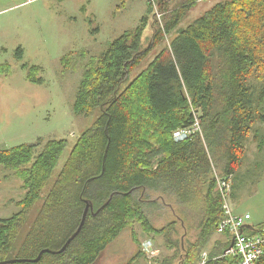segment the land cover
<instances>
[{
    "label": "trees",
    "instance_id": "trees-1",
    "mask_svg": "<svg viewBox=\"0 0 264 264\" xmlns=\"http://www.w3.org/2000/svg\"><path fill=\"white\" fill-rule=\"evenodd\" d=\"M207 1L156 0L163 13L159 21L155 2L149 0L137 28L124 31L107 51L83 65L73 113L98 116L46 192L67 139L40 138L0 151V165L25 190L20 212L0 219V261L33 260L45 249L61 250L90 202L93 211L65 252L14 264H96L125 229L134 230L137 224L175 249L165 264H199L208 249L207 264L238 263L237 257L225 254L234 236L224 232L225 239H214L224 218L217 177L233 182L248 139L252 134L259 139L264 129V0L219 1L129 82L150 51L177 30L189 11ZM149 23L151 46L144 49ZM72 55L62 58L65 69L71 67ZM81 57L86 60L89 54L82 52ZM37 71L36 66L29 68L30 82H41ZM196 117L202 132L178 141L175 132L194 125ZM151 192L176 197L183 215H175L185 226L186 220L199 221L194 241L177 239V222L161 228L152 224L147 204L157 202L150 199ZM244 232L262 234L264 224ZM134 241L140 251L127 264L142 256L136 236ZM12 253L16 257L8 259ZM258 264H264V256Z\"/></svg>",
    "mask_w": 264,
    "mask_h": 264
},
{
    "label": "rangeland",
    "instance_id": "rangeland-1",
    "mask_svg": "<svg viewBox=\"0 0 264 264\" xmlns=\"http://www.w3.org/2000/svg\"><path fill=\"white\" fill-rule=\"evenodd\" d=\"M148 1L0 0V151L25 143H36L40 138L46 141L67 139L68 147L45 192L62 169L78 138L93 125L98 116V112L88 117L73 113L83 65L90 57L107 51L110 43L124 31L137 28L147 13ZM219 1L222 0L201 2L189 11L177 30L144 58L130 76L129 82L148 67L177 33ZM153 8L156 17L163 14L156 0ZM151 33L149 23L142 40L144 49L151 46L148 38ZM82 52L89 54L86 60L81 57ZM70 53L73 54L72 68L65 69L61 61ZM33 66L38 68L36 78L41 79L37 84L27 79L28 70ZM255 135L252 134L248 139L246 156L235 174L232 204L236 214L250 213V222L258 227L264 224V129L259 139H255ZM24 196L22 181L0 165V219H8L19 213L21 208L18 203ZM150 197L157 202L147 204L155 227L177 222V239H196L198 220H186V226L183 227L175 215H183L176 197L171 198L160 192H151ZM27 221L24 234L29 231L34 217ZM138 231H142L140 227ZM130 233L131 229L124 230L96 264H126L135 256L138 248L131 239L132 246L129 244L123 249V243L129 241ZM184 234L186 236H182ZM156 237H149L156 243L150 250L157 251V258L165 264L163 260L172 253L169 251L172 249L166 245L163 237ZM143 238V241L148 239L145 236ZM13 257L16 255L12 253L8 259ZM147 263L150 264V261Z\"/></svg>",
    "mask_w": 264,
    "mask_h": 264
},
{
    "label": "built area",
    "instance_id": "built-area-1",
    "mask_svg": "<svg viewBox=\"0 0 264 264\" xmlns=\"http://www.w3.org/2000/svg\"><path fill=\"white\" fill-rule=\"evenodd\" d=\"M152 2L155 0H151ZM162 15L157 19L160 21ZM199 118L196 117L194 125L175 132V138L180 141L187 137L202 132L199 123ZM232 178L217 177V189L222 197V208L224 218L219 225L218 233L230 232L235 239L234 246L226 251L238 258L237 264H258L259 260L264 256V233L250 236L244 232L247 222L251 219L250 214L238 215L236 214L232 204ZM153 256L150 257V264H159V262L152 261ZM209 258L205 253L200 264H207Z\"/></svg>",
    "mask_w": 264,
    "mask_h": 264
},
{
    "label": "crops",
    "instance_id": "crops-1",
    "mask_svg": "<svg viewBox=\"0 0 264 264\" xmlns=\"http://www.w3.org/2000/svg\"><path fill=\"white\" fill-rule=\"evenodd\" d=\"M245 214H250V213H245ZM244 214V215H245ZM238 215H241V214H238ZM251 219H252V216H251ZM251 219L247 222V225L248 226H254L250 221H251ZM198 223H199V221L197 222V225H198ZM182 224H183V227L185 226V224L182 222ZM141 228V230L142 231H138V228ZM126 230V229H125ZM148 233H146L144 230H143V228H142V226L141 225H139V224H137L135 227H134V230H132L131 229V233H130V236H129V241L128 242H125V243H123L124 244V248L123 249H126V246L128 245L129 246V244H130V246H132V243H131V240H132V242L134 243L135 241H133L134 240V236H136V238H137V240L141 243V252H142V256L136 261L137 263L136 264H148L147 262H149L150 261V257L151 256H153V259H152V261L153 262H159L160 264H162L160 261H159V258H157L158 256H156V255H158V252L156 251V252H154V251H151L150 250V248H152L153 249V245L154 244H156L155 243V241H153L152 239H149V237L150 236H152V237H156L155 235H153V234H148ZM185 234H186V232H185ZM150 235V236H149ZM143 236H145V238H148V239H146L145 241H143L144 240V238H143ZM149 236V237H148ZM218 236H219V238H218ZM156 238H158V237H156ZM131 239V240H130ZM215 240H217V239H225V237L223 236V235H221V234H217V237H215L214 238ZM182 242H183V239H182ZM137 245V243L135 242L134 243V245ZM137 248H138V251H137V253L140 251V248L138 247V245H137ZM170 252H172L170 255H168L167 256V258H165L164 260H163V262H165V260L166 259H171V258H173V256H174V254H175V249H172V250H169ZM209 252H210V249H208L206 252H204V254L206 253L207 254V256L209 255ZM136 253V254H137ZM203 254V255H204ZM136 256V255H135ZM135 256H133L132 258H134ZM131 258V259H132ZM130 259V260H131ZM129 260V261H130ZM128 261V262H129ZM127 262V263H128ZM126 263V264H127ZM169 264H174L173 262L171 263V262H169Z\"/></svg>",
    "mask_w": 264,
    "mask_h": 264
},
{
    "label": "water",
    "instance_id": "water-1",
    "mask_svg": "<svg viewBox=\"0 0 264 264\" xmlns=\"http://www.w3.org/2000/svg\"><path fill=\"white\" fill-rule=\"evenodd\" d=\"M105 164H106V156H105V161H104L103 172L105 171ZM90 210L93 211L92 204L90 202H87V207H86V210L84 212V215H83V218H82V221L80 223V226H79L78 230L68 239V241L66 242V244L63 246V248L61 250L53 251V250H50V249H45L38 255V257L36 259H33V260H29V259H12V260L0 261V264H14V263H20V262H37V261H39L42 258L44 253L60 254V253L65 252L68 249V247L70 246V244L74 241V239L79 235L81 229L84 226V223L86 221L87 215H88ZM246 227L249 228L248 225ZM234 242H235V239L232 240V244H231V247L229 248V250L234 246Z\"/></svg>",
    "mask_w": 264,
    "mask_h": 264
}]
</instances>
